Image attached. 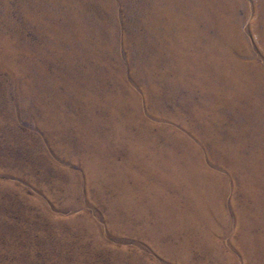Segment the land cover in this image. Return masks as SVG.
<instances>
[{"label":"rangeland","instance_id":"rangeland-1","mask_svg":"<svg viewBox=\"0 0 264 264\" xmlns=\"http://www.w3.org/2000/svg\"><path fill=\"white\" fill-rule=\"evenodd\" d=\"M0 264H264V0H0Z\"/></svg>","mask_w":264,"mask_h":264}]
</instances>
